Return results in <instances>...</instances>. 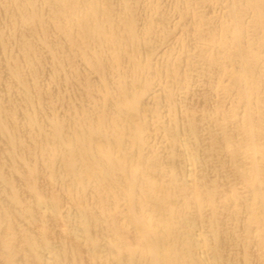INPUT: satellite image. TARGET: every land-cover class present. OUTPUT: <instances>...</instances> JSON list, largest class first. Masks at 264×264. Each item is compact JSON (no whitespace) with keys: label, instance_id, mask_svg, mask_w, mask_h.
<instances>
[{"label":"bare ground","instance_id":"obj_1","mask_svg":"<svg viewBox=\"0 0 264 264\" xmlns=\"http://www.w3.org/2000/svg\"><path fill=\"white\" fill-rule=\"evenodd\" d=\"M0 264H264V0H0Z\"/></svg>","mask_w":264,"mask_h":264}]
</instances>
